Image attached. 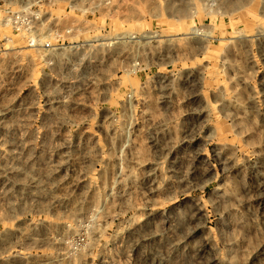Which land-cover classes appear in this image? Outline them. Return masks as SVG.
<instances>
[{
    "label": "rangeland",
    "instance_id": "1",
    "mask_svg": "<svg viewBox=\"0 0 264 264\" xmlns=\"http://www.w3.org/2000/svg\"><path fill=\"white\" fill-rule=\"evenodd\" d=\"M0 264H264V0H0Z\"/></svg>",
    "mask_w": 264,
    "mask_h": 264
}]
</instances>
